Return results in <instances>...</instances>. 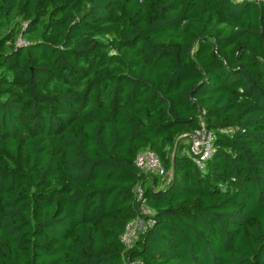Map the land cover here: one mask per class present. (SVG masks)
Listing matches in <instances>:
<instances>
[{"label": "trees", "instance_id": "trees-1", "mask_svg": "<svg viewBox=\"0 0 264 264\" xmlns=\"http://www.w3.org/2000/svg\"><path fill=\"white\" fill-rule=\"evenodd\" d=\"M0 264H264V0H0Z\"/></svg>", "mask_w": 264, "mask_h": 264}, {"label": "built area", "instance_id": "built-area-1", "mask_svg": "<svg viewBox=\"0 0 264 264\" xmlns=\"http://www.w3.org/2000/svg\"><path fill=\"white\" fill-rule=\"evenodd\" d=\"M189 151L192 153V161L198 166L203 165V161L209 157L212 150V136L204 127L196 129L188 135ZM136 166L145 172H152L158 175L164 174V168L157 155L150 151H142L138 153L135 159ZM136 231L133 228V222L128 225L126 232L121 236L122 241L128 246L136 238L137 232L143 227V222ZM134 221V222H136Z\"/></svg>", "mask_w": 264, "mask_h": 264}, {"label": "rangeland", "instance_id": "rangeland-1", "mask_svg": "<svg viewBox=\"0 0 264 264\" xmlns=\"http://www.w3.org/2000/svg\"><path fill=\"white\" fill-rule=\"evenodd\" d=\"M143 212L145 213V214H147V209H143ZM139 226H140V221H136V222H133V228L137 231L138 229L137 228H139Z\"/></svg>", "mask_w": 264, "mask_h": 264}]
</instances>
